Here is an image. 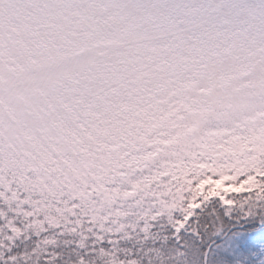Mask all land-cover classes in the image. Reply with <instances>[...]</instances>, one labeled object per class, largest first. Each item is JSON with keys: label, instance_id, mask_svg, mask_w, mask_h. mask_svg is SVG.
<instances>
[{"label": "snow or ice", "instance_id": "obj_1", "mask_svg": "<svg viewBox=\"0 0 264 264\" xmlns=\"http://www.w3.org/2000/svg\"><path fill=\"white\" fill-rule=\"evenodd\" d=\"M0 264H264V0H0Z\"/></svg>", "mask_w": 264, "mask_h": 264}]
</instances>
